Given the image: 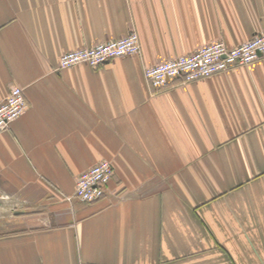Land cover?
I'll list each match as a JSON object with an SVG mask.
<instances>
[{
    "label": "crops",
    "instance_id": "obj_1",
    "mask_svg": "<svg viewBox=\"0 0 264 264\" xmlns=\"http://www.w3.org/2000/svg\"><path fill=\"white\" fill-rule=\"evenodd\" d=\"M138 33L139 52L60 68ZM264 31V0H0V264H264V57L154 90L145 68ZM109 160L95 202L77 178Z\"/></svg>",
    "mask_w": 264,
    "mask_h": 264
},
{
    "label": "built area",
    "instance_id": "obj_2",
    "mask_svg": "<svg viewBox=\"0 0 264 264\" xmlns=\"http://www.w3.org/2000/svg\"><path fill=\"white\" fill-rule=\"evenodd\" d=\"M138 33L132 30L127 36L99 42L62 53L60 68L87 63L90 66L104 64L115 58L138 53ZM264 57V31L258 32L238 46H229L217 39L190 54L160 61L145 68L146 79L154 90H162L170 84H188L200 79L226 72L239 66H248ZM29 107L25 90L20 85L11 87L7 97L0 103V132L22 116ZM113 163L103 160L91 166L77 178L74 196L84 202H95L106 194L108 183L114 173Z\"/></svg>",
    "mask_w": 264,
    "mask_h": 264
}]
</instances>
